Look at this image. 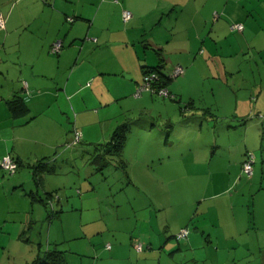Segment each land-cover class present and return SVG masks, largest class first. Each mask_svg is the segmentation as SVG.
Segmentation results:
<instances>
[{
    "label": "crops",
    "instance_id": "obj_1",
    "mask_svg": "<svg viewBox=\"0 0 264 264\" xmlns=\"http://www.w3.org/2000/svg\"><path fill=\"white\" fill-rule=\"evenodd\" d=\"M192 1L195 5L188 4ZM222 1L0 0V158L9 153L18 165L12 175L0 169V259L33 245L27 264L43 250L41 234L38 238L42 207L47 209L43 200L47 192L57 193V184H49L57 174L53 162L58 147L78 129L91 143L101 142L107 133L109 142L117 130H124L123 148L133 134L137 141H148L145 147L143 141L132 146L138 172L150 184L156 178L163 186L186 180L195 196L193 201H165L173 210L169 220L173 223L177 216V224L166 223L162 236L123 233V226L117 231L100 217L97 232L65 255L67 264H184V250L191 251V264H264V136L261 144L249 136L258 117L247 123L243 118L264 110V87H254L260 93L253 98L249 88L236 90L228 82L235 69L242 72L240 61L256 57L264 84V50L250 56L243 49L241 55H217L211 49L223 28L241 34V48L250 46L246 31L253 25L251 13L239 5L241 0H224L223 14L231 21L227 27L217 11ZM125 10L131 14L126 21ZM232 22L242 23L243 30H231ZM55 40L63 44L58 52L50 49ZM200 42L208 51L201 47L192 54ZM221 45L235 46L227 39ZM152 48H159L161 57ZM210 63L216 64L214 74ZM149 66H160L167 76L182 67L167 82L169 95H134L143 67ZM16 95L26 111L12 110L9 101ZM124 116L136 117L129 119L131 126L126 120L114 127ZM93 148L102 153L94 144L85 147L88 155ZM247 151L253 158L251 176L242 169ZM60 191L49 200L54 201L52 216L59 214L57 206L64 212L60 201L71 208L72 201H82L77 191L66 186ZM183 227L189 233L181 245L174 240ZM135 241L144 249L137 251Z\"/></svg>",
    "mask_w": 264,
    "mask_h": 264
},
{
    "label": "rangeland",
    "instance_id": "obj_2",
    "mask_svg": "<svg viewBox=\"0 0 264 264\" xmlns=\"http://www.w3.org/2000/svg\"><path fill=\"white\" fill-rule=\"evenodd\" d=\"M192 3L193 1L188 4L195 5ZM221 4V7H219L217 11L220 14V19H223L224 22L228 24V27L231 21L229 17L223 14V5L225 1L223 0ZM239 5H244L246 11L252 15L250 21L253 25L246 31V40L250 43V46L245 45L244 48H241V34L230 32L226 28L219 29L215 36L217 38V45L211 48L215 50L217 55L225 52H230L233 55H241L245 51L247 52L246 54L254 56L259 53L260 49L264 50V0H241ZM187 32L192 31L187 30ZM226 39L230 42L234 41L235 46H222V41ZM239 39L240 41L238 42ZM201 47L205 51H208V48L200 42L197 44V49L192 54L195 55L198 53V48ZM242 49L244 50L243 52ZM239 65L242 66V72L236 74V70L238 71V69H235V75L233 78L230 77L228 82H231L236 90L241 89L242 86H244V88H249L248 91L250 96L255 98L260 93V90H254V87H264V84L261 85L259 82V73L256 68L257 66L261 67L262 63L257 62L256 57H252L247 63L240 61ZM210 67L212 74L217 72L216 64ZM205 72L206 74H210L208 68ZM208 80L212 81L211 78L207 79V81ZM207 81H204L205 86L209 85ZM253 98L250 99L251 102ZM127 116L122 118L118 117L114 127L126 120V122H129L130 118H134L137 115L126 119ZM238 118L241 119V117ZM243 118H246L245 123H247L253 121L255 116H243ZM259 120L260 122L256 119L254 120L258 122V124L256 127L254 126L252 129H249V136L252 137L253 135L256 141L261 144V138L264 136V128H262L264 119ZM130 122L131 126V124H133L132 119ZM114 127H112V129ZM204 127H208V125L204 123ZM204 134L208 137L211 136L209 133ZM109 138L110 133H107L105 139H102L99 143H91L81 138L80 140H82V142L76 145L67 146L63 143L58 147L60 153L57 155L56 161L53 162L56 166L57 174H55L49 184H57L54 189L57 190L59 196L62 193L60 191L62 186L77 191L82 201H72V206H74V208H71V204L67 207L63 201H60L62 207L65 208L64 212H62V210L60 211L59 206H55L59 214L53 215L54 217L49 216L53 214L50 206H47V209L42 207L43 221H41L40 224L38 223L41 226L38 238H40L41 234L40 241L43 243V249L45 247L51 248L53 244H58V248L64 250L65 255H71L73 251L70 248L77 246L81 247L80 245L86 243L85 240L89 236H92V233L97 232L101 225L98 219L102 216L109 222L106 224L112 227V229L117 227V231L123 226V233L128 232L132 235L142 233L140 235L144 236L147 231H150L152 236H162V232L167 229L166 223L170 224L172 227L177 224V216L174 219L176 221H173V223L169 220V218L172 217L171 213H173V210L165 201H180V197L182 201L194 200L195 195L191 194L186 180H180L178 185L166 184L163 186L162 183H158L159 178H156V181L150 184L147 176L138 172L139 169L136 164L133 163L135 159L132 158V146L135 142H141L143 140L137 141V139H134V134L127 139L120 155H107V159L110 163L102 168V162L100 161L101 156H95L96 152L94 153V148L89 150L90 155H88L85 147H90L94 144L98 146L107 144ZM106 140L107 142L104 143ZM147 142L148 141H143L140 144L145 147ZM65 151L70 154L72 151V156L64 157V155H67L64 153ZM255 153L258 156V151H255ZM54 155L55 154L52 156ZM120 158L122 159V163L120 162ZM45 160H48V158ZM124 165H127V167L124 168ZM154 176L156 177V174H154ZM71 195L76 197L75 192L71 191ZM156 201H163L166 204L164 203L160 207L157 206V204L153 206L152 204L156 203ZM166 218H168V221ZM113 219L115 223L110 222V220L113 221ZM117 219L118 223H116ZM51 225V236L49 237L48 229ZM118 225H120V228H118ZM65 235H74L78 238L74 240L63 239L68 238L64 237ZM35 238H37V236L33 233L31 240L35 241ZM185 239L177 241L176 239L174 240L173 237L174 242L181 245L184 244ZM34 252L35 247L31 245L27 247L24 253H12L11 258H8L5 254L0 259V264H24L23 262H25V260L28 261L29 257L33 258L31 256H34ZM190 252L189 250L183 251L182 258L186 257L188 259L183 262L184 264L192 263V254ZM180 264H182V262Z\"/></svg>",
    "mask_w": 264,
    "mask_h": 264
},
{
    "label": "trees",
    "instance_id": "obj_3",
    "mask_svg": "<svg viewBox=\"0 0 264 264\" xmlns=\"http://www.w3.org/2000/svg\"><path fill=\"white\" fill-rule=\"evenodd\" d=\"M243 28H244V25H243ZM62 45L63 44H62V41H61V48H62ZM50 49H51V47H50ZM152 50L157 55V57H161V50L159 48L158 49L152 48ZM152 73L154 75L151 78L150 85H149V90L142 91L139 96H141L142 93H144V92H149L151 94L158 95V91L161 88H165V89L168 90L167 82L169 80H171L172 78H174V76H172L173 72L168 74V76H167L160 70V66L143 67L142 77L145 76V75L149 76ZM141 81H142V78H141ZM141 81L138 83V85L141 83ZM9 102H11L12 110L16 111V109H18L19 111L22 112V111H26V109H27L23 98L21 96H19V95H16L15 99L10 100ZM184 109H185V107L183 108V110ZM253 116L258 117L261 120L264 119V110L256 112L255 114H253ZM124 138H125L124 130H117V131L114 132V134L112 136V139L107 144H101L99 146L95 145V147L97 146L102 151V153L101 152L98 153V150H97V152L95 153V156L96 155H100L101 156L100 157V161L102 162L101 163L102 164V166H101L102 168L107 166L110 163L109 160L106 157L107 155H111V154L120 155V153L122 151V148H123V144H124ZM68 143H66V144H68ZM247 153H250V152L247 151L245 153V156H246ZM244 160H245V157H244L243 161ZM121 161H122V159H120V162ZM243 161H242V163H243ZM101 167H99V168L102 169ZM124 168H125V165H124ZM33 175H34L35 181H37L39 183L40 180H41L40 173L35 169L34 172H33ZM55 195L58 196L56 192H52V193L51 192H47L46 193V197L43 200V205L45 207L50 206L51 210H52L53 206H51V205H53L54 201H49V200L54 198ZM52 211L54 213V210H52ZM49 216H52V214L49 215ZM177 232L175 233V239L177 241L182 240V239L177 238V236H176ZM183 239H185V238H183ZM27 264H67V259L65 257L64 250H60L58 248V245L54 244L53 247H51V248L47 247L46 249L41 250L39 253H37L36 257L31 262H28Z\"/></svg>",
    "mask_w": 264,
    "mask_h": 264
},
{
    "label": "built area",
    "instance_id": "obj_4",
    "mask_svg": "<svg viewBox=\"0 0 264 264\" xmlns=\"http://www.w3.org/2000/svg\"><path fill=\"white\" fill-rule=\"evenodd\" d=\"M122 16H123V20L126 21L131 17V14L129 11L125 10V11H123ZM3 24H4V19L0 15V27H2ZM230 29L235 30V31L236 30L241 31L243 29V24L239 23V22H232L230 24ZM60 48H61V41L60 40H56L51 45V50L53 52H57ZM182 71H183L182 67L177 66L174 69L172 76H175V75L181 73ZM153 75L154 74L152 73L149 76L145 75L142 77L141 83L137 86V88L134 92L135 96H139L140 93L144 90H149L150 81H151V78L153 77ZM158 94L167 96V95H169V92L167 89L161 88V89H159ZM80 139H81V132L78 129H74L72 140L67 145H75V144L80 142ZM17 166L18 165H17L16 160L9 153L4 154L0 158V169H2L8 175L14 174L17 171ZM242 169H243L245 174H247L248 176H251V174L253 172V158H252L250 153L246 154L245 160L242 163ZM52 210H53V208H52ZM188 232H189V230L186 227H183L177 232L176 236L179 239H183V238L187 237ZM106 247L109 248L110 245L107 244ZM134 247L137 251H141L144 248V245L140 241H135Z\"/></svg>",
    "mask_w": 264,
    "mask_h": 264
}]
</instances>
